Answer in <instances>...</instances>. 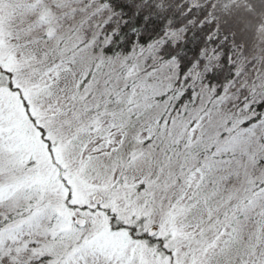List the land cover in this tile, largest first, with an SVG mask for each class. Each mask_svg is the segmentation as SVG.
<instances>
[{
	"label": "snow or ice",
	"instance_id": "snow-or-ice-1",
	"mask_svg": "<svg viewBox=\"0 0 264 264\" xmlns=\"http://www.w3.org/2000/svg\"><path fill=\"white\" fill-rule=\"evenodd\" d=\"M0 264H264V0H0Z\"/></svg>",
	"mask_w": 264,
	"mask_h": 264
}]
</instances>
